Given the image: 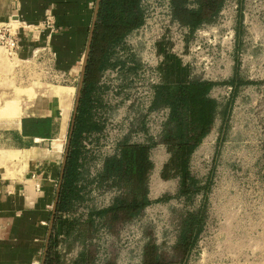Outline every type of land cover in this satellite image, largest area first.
Instances as JSON below:
<instances>
[{
  "label": "rangeland",
  "instance_id": "1",
  "mask_svg": "<svg viewBox=\"0 0 264 264\" xmlns=\"http://www.w3.org/2000/svg\"><path fill=\"white\" fill-rule=\"evenodd\" d=\"M168 1L143 0L145 23L124 38L111 60L127 65L108 68L101 75L104 104L97 118L103 129L83 139L85 178L81 184L87 187L83 200L64 217L83 225L90 212L113 203L119 192L100 185L97 176L104 158L116 152L122 138L147 143L148 137L157 139L161 133L168 108L150 110L153 87L161 82L160 67L164 63L160 44L170 55L179 57L192 76L218 82L210 96L221 104L230 99L233 90L224 83L234 74L249 83L237 88L225 129L221 131L219 116L208 138L190 156L188 169L200 181V192L190 199L179 196L180 177L168 181L161 177L160 167L170 153L163 144H157L149 154L154 165L149 175L152 203L135 219L120 225L115 234L108 232L99 219L87 241L75 240L74 235L66 239L60 234L65 250L59 253L62 264L76 263L86 248L94 251V264H141V252L150 236L169 254L167 261L171 260L169 252L179 236L182 218L187 211L199 208L204 216L202 230L180 264H264V0H226L214 21L193 33L172 21ZM55 60L56 55L33 57V51L22 59L18 51L10 55L0 45V121L27 115L25 106L40 97L43 103L53 99L44 92L46 89L73 86L58 154L62 161L82 59L71 77L57 68ZM135 64L133 72L130 68ZM58 118L63 126L62 112ZM163 197L168 199L159 200Z\"/></svg>",
  "mask_w": 264,
  "mask_h": 264
},
{
  "label": "trees",
  "instance_id": "2",
  "mask_svg": "<svg viewBox=\"0 0 264 264\" xmlns=\"http://www.w3.org/2000/svg\"><path fill=\"white\" fill-rule=\"evenodd\" d=\"M143 0H100L99 10L91 40L90 52L83 78V87L79 98V106L75 117V125L71 135V143L64 170L63 181L59 193V201L54 215V226L47 249L44 264H62L57 251L58 235L65 238L74 235L75 240L87 241L95 232L96 219L102 221L110 233H116L120 225L135 219L142 210L152 203L149 195V175L153 162L149 157L150 150L163 144L170 153V160L163 166L161 177L165 179L180 177L179 196L193 198L201 191L199 180L190 175L189 162L191 154L202 143L211 131L216 116L222 118L221 131L229 120L231 105L236 90L241 84L249 83L234 74L224 84L232 88L230 99L221 104L210 96L211 90L218 82L204 80L192 76L190 68L184 66L176 55H170L164 44L159 45L164 63L160 67L161 82L155 84L150 110L168 108L167 120L164 122L157 139L148 138L149 142H132L128 137L118 142L116 152L106 156L97 176L100 185L116 189L119 193L108 207L94 210L88 215L83 225L76 219L62 217V213H71L75 206L83 200L82 181L84 154L83 139L86 134L98 133L103 129L101 120L97 118L98 109L103 106L100 79L108 68L127 62H112L116 49L124 38L141 27L145 22ZM170 16L181 26L193 33L204 24H210L226 3V0H169ZM133 72L137 66L130 68ZM23 134L38 137H49L51 122L49 119L23 118ZM168 197L159 200H167ZM204 216L202 209L187 211L182 218L179 236L169 254L157 245L150 236L142 249L141 264H180L184 262L193 248L198 233L202 230ZM92 249H84L74 264H94ZM106 264H115L107 262Z\"/></svg>",
  "mask_w": 264,
  "mask_h": 264
},
{
  "label": "crops",
  "instance_id": "3",
  "mask_svg": "<svg viewBox=\"0 0 264 264\" xmlns=\"http://www.w3.org/2000/svg\"><path fill=\"white\" fill-rule=\"evenodd\" d=\"M95 1L0 0V26L17 25L18 54L22 59L38 46L50 44L57 68L71 77L86 49ZM47 15L55 24L53 33L42 25ZM52 98L57 104L51 98L43 103L40 97L26 105L24 113L27 115L17 117L19 123L6 118L0 121V264L42 262L62 162L58 156L62 145L56 148L54 140L61 135L58 116L64 111L63 102ZM23 118L49 119V137L24 135ZM218 118L216 116L209 134ZM166 155L160 172L169 160L170 156Z\"/></svg>",
  "mask_w": 264,
  "mask_h": 264
},
{
  "label": "water",
  "instance_id": "4",
  "mask_svg": "<svg viewBox=\"0 0 264 264\" xmlns=\"http://www.w3.org/2000/svg\"><path fill=\"white\" fill-rule=\"evenodd\" d=\"M99 1L100 0H96L95 1V10H94V16H93V21H92V26L89 30V35H88V38H87V44H86V49H85V52L83 54V57H82V66H81V72H80V76H79V84H78V88H77V93H76V97H75V106H74V111H73V116H72V123H71V127H70V130H69V135H68V143H67V147L65 149V152L62 156V163H61V169H60V174H59V183H58V186H57V190H56V195H55V202L53 204V207H52V210H51V217H50V224H49V228H48V232H47V236H46V243H45V248H44V251H43V255H42V262L41 264H44L45 262V256H46V253H47V249H48V246H49V243H50V240H51V234H52V230H53V226H54V215H55V212H56V208H57V204H58V197H59V193H60V190H61V184H62V179H63V175H64V170H65V166H66V163H67V156H68V151H69V147H70V139H71V135H72V132H73V129H74V125H75V117H76V113H77V110H78V106H79V98H80V94H81V89L83 87V78H84V74H85V70H86V66H87V59H88V55H89V52H90V47H91V40H92V36H93V31H94V27H95V20H96V17H97V13H98V10H99Z\"/></svg>",
  "mask_w": 264,
  "mask_h": 264
},
{
  "label": "built area",
  "instance_id": "5",
  "mask_svg": "<svg viewBox=\"0 0 264 264\" xmlns=\"http://www.w3.org/2000/svg\"><path fill=\"white\" fill-rule=\"evenodd\" d=\"M42 25L44 26V28L49 30L50 33L55 32L56 28H55V24L53 23V20H52L51 16L47 15L45 17L44 21L42 22ZM0 45L3 46L10 55L11 54L12 55L16 54L17 51L20 48L18 28H14L13 25H10V24L9 25H1L0 26ZM41 54H45V55L47 54V55H51L52 57H55V53L52 51V49L50 47V44H48V43H46V45H44V46H38L37 49H34L33 57H37L38 58V57H40ZM151 137H153V136H151ZM151 137H148V138H151ZM65 214L66 213H62L61 214L62 217H64ZM57 238L59 239V243H58V246H57V251L60 253V251L62 249H63L62 251H65L64 247H63L64 246L63 245V235H58ZM141 254H142V252H141Z\"/></svg>",
  "mask_w": 264,
  "mask_h": 264
},
{
  "label": "bare ground",
  "instance_id": "6",
  "mask_svg": "<svg viewBox=\"0 0 264 264\" xmlns=\"http://www.w3.org/2000/svg\"><path fill=\"white\" fill-rule=\"evenodd\" d=\"M72 87H69V86H58V87H52V88L44 90V92L46 91L45 92L46 94H49L51 96H54V97L60 99V101L63 102L62 106L65 108V110L62 113L63 126H62V129H61V135L54 140V146L56 148L60 147L61 145L63 146V141L62 140H64V139L62 137L65 136L64 135V133H65L64 122H66V119L68 117V110L70 108V100L72 99L73 94H74V89ZM58 105H61V104H58ZM69 117H70V115H69ZM10 119L13 122L19 123V118H10ZM17 127H18V125H17Z\"/></svg>",
  "mask_w": 264,
  "mask_h": 264
}]
</instances>
